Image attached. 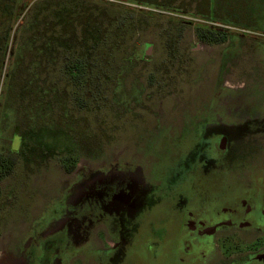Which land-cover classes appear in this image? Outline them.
I'll list each match as a JSON object with an SVG mask.
<instances>
[{"label": "flooded vegetation", "instance_id": "obj_1", "mask_svg": "<svg viewBox=\"0 0 264 264\" xmlns=\"http://www.w3.org/2000/svg\"><path fill=\"white\" fill-rule=\"evenodd\" d=\"M232 29L198 25L194 49H177L171 36L169 49L158 57L147 43L115 52L118 65L108 60L97 85L74 91L80 98L74 97V116H68L74 123L72 139H62L57 131L63 115L60 68L44 67L38 76L34 71V83L49 72L56 81L32 94L31 81L25 83L14 106L16 117L26 119L23 112L32 106L35 118L48 124L35 135L46 133L55 142L35 149L28 122L23 131L15 126L10 144L0 145V159L8 166L7 171L0 167V200L2 182L19 164L27 170L37 165L50 192L41 212L33 213L20 206L19 186L11 187L6 196L24 210L15 208L27 226L20 241L11 236L8 248H0V264H264V92L221 78L210 88L206 61L196 59L204 52L200 45L221 43H209L208 33L225 42ZM230 36L228 55L235 53L240 37ZM259 52L264 62V50ZM191 70L198 72V88L190 87ZM179 74L186 75L189 88L177 101L186 104L179 116L164 120L156 112ZM97 93L99 98L104 93L97 104L105 124L98 131L92 121H78L75 112L92 111ZM30 94L33 105L26 103ZM139 106L156 118L135 114ZM117 117L120 124L113 126ZM108 135L143 140L107 156ZM59 157L65 159L54 167ZM4 215L0 209V238Z\"/></svg>", "mask_w": 264, "mask_h": 264}, {"label": "rangeland", "instance_id": "obj_2", "mask_svg": "<svg viewBox=\"0 0 264 264\" xmlns=\"http://www.w3.org/2000/svg\"><path fill=\"white\" fill-rule=\"evenodd\" d=\"M36 0H22V2L30 8ZM83 1V7L80 11L84 12L91 17L93 13L109 17L113 11L120 13V17L128 18L130 21L138 22L139 26L137 29V35L135 36V42L140 44H150L153 45L155 51V56H159L161 51L169 49L167 47V40L172 36L178 40L179 50L187 51L189 49H194L198 43L195 37V31L198 25L211 24L220 25L221 27L233 28L232 34H228V39L225 42L217 43L214 45H200L201 50L204 52L197 55V60L205 59L206 61V81L208 87L212 88L216 81V78L225 79L228 83L235 87H242L247 84V88L256 87L255 92H264V62L261 55L264 50V0H79ZM136 5H133V4ZM9 6L10 2L8 0H0V145L8 146L10 141L8 138L11 131L18 126L21 131L27 129V123L30 125L32 135L35 138L31 139V145L38 149L42 145H51V140L54 143L55 140L46 137V133L42 137L40 135H35L37 129L42 128L46 131L48 128L46 125L47 120L39 121L36 117V110L31 106L28 108L26 106L23 115L26 114V119L20 116L16 117L15 104L19 94L23 92L24 84L31 81L28 85L32 93L36 92V88L42 87V85L49 87V83L55 82V76L49 72V76L44 75L45 79H40L34 83L32 77L35 76V60L31 52L27 53L26 60L23 64V68L16 70V53L18 47V35H12L11 40L7 44V39L9 33H11L12 26L17 23L19 19H12L13 17L6 18L3 9L5 6ZM148 6L154 8L167 7L170 9L162 8V11L151 10ZM178 12H176V11ZM15 13V11H14ZM31 10L27 12L25 20L28 21L33 17ZM7 15V14H6ZM79 17V16H78ZM107 19V18H106ZM185 21V22H182ZM177 23H184L183 25H178ZM239 34L240 37L236 42L235 53L232 55L226 54L230 49V35ZM245 34L246 36H243ZM174 39V40H175ZM29 47V46H28ZM29 50V49H28ZM7 56L4 67H1V63L4 55ZM148 64H145V66ZM153 65V64H150ZM46 66V65H45ZM55 66V65H52ZM41 71V69H39ZM38 70V72H39ZM54 74V71H53ZM192 80L190 87L198 88L199 86L194 84L198 79L197 70L189 73ZM26 80H25V79ZM59 80V79H58ZM174 89L169 90L168 99L164 101V105L159 106L156 113L157 116L164 118V120H171L172 118L179 116L181 111L184 110L186 101H177L179 95L182 94L186 89L189 88L186 79V75L179 74L177 78L175 77ZM27 85V84H26ZM63 85V84H62ZM59 86V98L62 105L65 106L70 111V116H74V101L72 98L66 99L69 96L70 89L66 84ZM62 87V90L61 88ZM151 91V89H149ZM100 92V91H99ZM98 92V93H99ZM210 92V89L208 90ZM98 93L95 95V102L93 103L92 111H75L78 121L83 122L92 121L94 130H103L105 127L104 121L102 119V114L104 111L100 109L102 107L98 106L97 99L99 98ZM27 97V104L33 105L34 103L30 101L31 95ZM104 95V93H103ZM103 95L99 98L101 99ZM212 95V94H211ZM210 94L207 93V97ZM261 98V97H260ZM166 101L168 102L167 104ZM19 103V102H17ZM25 104V102H24ZM28 104V105H29ZM13 106V107H12ZM60 109H58L60 111ZM88 109V108H87ZM52 117H55L54 107L50 110ZM87 114L84 119L82 114ZM106 113V111H105ZM63 114V113H62ZM137 115H141L145 119H150L153 116L152 113L148 112L145 108L141 106L138 107L135 112ZM74 118V117H73ZM89 118V119H88ZM124 118H122L123 121ZM121 118L117 117L113 126H118L120 124ZM42 123V124H41ZM150 126L153 127V123L150 122ZM58 132L62 134V139L66 136L74 137V123L72 120L66 116L62 115V120L58 126ZM35 132V133H34ZM83 141H87V138L77 136ZM70 140V139H69ZM143 139L139 138H126V137H113L106 136L104 139L105 145L111 147V152L107 156L113 153H121L127 145H139L140 141ZM71 141V140H70ZM94 141V139H93ZM95 142V141H94ZM42 143V144H41ZM74 140L70 142L67 146H73ZM117 153L116 156L119 154ZM64 157H62L63 159ZM19 162L24 158L19 156ZM62 159L59 157L57 161H54L56 167L60 165ZM65 159V158H64ZM86 159V157H84ZM82 159V161H86ZM37 159H35L36 161ZM35 164L28 167L27 170L23 165L19 164L14 170V174L7 177L2 182V187L4 191V196L0 200V209L4 210L3 219V232L0 238V248L1 250H6L8 248L9 238L12 236L16 241H20L22 237V231L25 226H27L26 218L19 214L17 210L22 213L24 210L15 206V201L7 198L11 191L13 185L19 186V192L21 194L20 206L29 208L33 213L41 212L42 204L46 201L43 200L46 195L49 194V189L46 185H42L43 176L40 174L39 168ZM23 183V185H21ZM26 194V196H25ZM44 194V195H40ZM15 211H14V210Z\"/></svg>", "mask_w": 264, "mask_h": 264}, {"label": "trees", "instance_id": "obj_3", "mask_svg": "<svg viewBox=\"0 0 264 264\" xmlns=\"http://www.w3.org/2000/svg\"><path fill=\"white\" fill-rule=\"evenodd\" d=\"M8 1L10 5L3 9L6 18L19 19L6 38L7 44L14 34L20 38L14 68L24 67L28 52L34 57L37 76L38 70L44 67L60 68L61 81L70 89L66 99L70 97L74 101V97L80 98L77 91L97 85L101 81L100 68L108 65V60H111L110 65H118L114 61L118 59L115 52L137 48L135 35L139 23L122 18L115 11L109 17L96 13L90 17L80 13L84 2L79 0H36L30 8L22 0ZM29 10L34 14L26 21ZM206 37L209 43L224 41L222 37H210L209 33ZM7 56L10 53L4 55L1 67H4ZM62 107L63 115L70 116V111L64 105ZM6 163L0 159L4 171H7Z\"/></svg>", "mask_w": 264, "mask_h": 264}]
</instances>
